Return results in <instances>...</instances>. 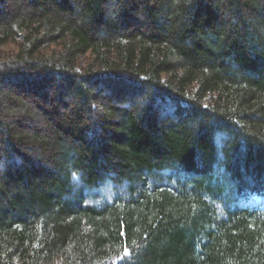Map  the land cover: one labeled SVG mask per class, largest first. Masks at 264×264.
Instances as JSON below:
<instances>
[{
  "label": "trees",
  "instance_id": "obj_1",
  "mask_svg": "<svg viewBox=\"0 0 264 264\" xmlns=\"http://www.w3.org/2000/svg\"><path fill=\"white\" fill-rule=\"evenodd\" d=\"M253 194L264 0H0V264H264Z\"/></svg>",
  "mask_w": 264,
  "mask_h": 264
},
{
  "label": "rangeland",
  "instance_id": "obj_2",
  "mask_svg": "<svg viewBox=\"0 0 264 264\" xmlns=\"http://www.w3.org/2000/svg\"><path fill=\"white\" fill-rule=\"evenodd\" d=\"M7 48H10L11 46H6ZM44 122H42L43 124ZM246 203L251 204V205H259V206H263L264 205V196L261 195H256L253 194L250 199H248L246 201Z\"/></svg>",
  "mask_w": 264,
  "mask_h": 264
},
{
  "label": "snow or ice",
  "instance_id": "obj_3",
  "mask_svg": "<svg viewBox=\"0 0 264 264\" xmlns=\"http://www.w3.org/2000/svg\"><path fill=\"white\" fill-rule=\"evenodd\" d=\"M126 251H127V249H126Z\"/></svg>",
  "mask_w": 264,
  "mask_h": 264
}]
</instances>
